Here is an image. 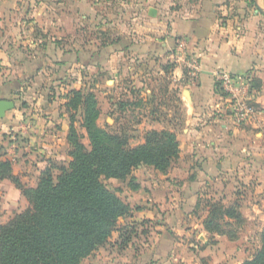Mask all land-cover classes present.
I'll use <instances>...</instances> for the list:
<instances>
[{"label": "crops", "instance_id": "0c3cea01", "mask_svg": "<svg viewBox=\"0 0 264 264\" xmlns=\"http://www.w3.org/2000/svg\"><path fill=\"white\" fill-rule=\"evenodd\" d=\"M72 1L64 5L63 0L33 4L0 0V99L14 102L13 109L0 117V155L9 159L12 175L35 187L43 169L53 164L58 170L66 164L69 91H90L98 101L97 91L111 82L108 92L119 89L127 98L136 97L138 105L142 102L141 119L165 124L151 129L174 132L172 102L179 100L183 111L181 134H175L179 164L175 169L173 162L165 172L159 171L171 176L161 184L165 195L155 196L154 184L149 194L141 184L146 197L131 212L137 220H155L156 230L147 250L126 259V264L191 263L179 253L186 246L176 237L186 234L183 224L186 217L192 218L187 208L202 196L196 192L202 185L204 201L241 202L244 220L260 232L264 226V0H124L126 5H108L111 0H101L104 5H98L100 0L83 2L87 5ZM220 72L238 77L233 93L217 90ZM101 93L105 106L116 105L109 93ZM129 100L123 113L136 104ZM239 103L251 108L242 122L234 112ZM185 166L197 176L174 180L172 176ZM25 200L13 180H1L0 212L5 211L6 218L0 224L20 211ZM207 214L208 210L204 217ZM194 228L209 233L203 221Z\"/></svg>", "mask_w": 264, "mask_h": 264}, {"label": "trees", "instance_id": "16d2710c", "mask_svg": "<svg viewBox=\"0 0 264 264\" xmlns=\"http://www.w3.org/2000/svg\"><path fill=\"white\" fill-rule=\"evenodd\" d=\"M217 86V84H216ZM218 90V89H217ZM65 103L70 112L67 141L69 161L41 171L35 187H24L12 175L9 159L0 155V181L11 179L28 201V207L0 224V264H80L111 237L119 218L131 215L132 208L101 178L128 179L136 190L132 171L146 165L165 172L178 158L180 148L174 132L150 129L143 141L131 146L120 134L100 128L96 119L99 108L94 94L82 89L70 91ZM82 110V124L90 148L74 126V111ZM203 226L211 234L237 238L238 231L223 229L242 225L244 218L239 204L213 201ZM234 221V223H233ZM261 246L256 253L240 264H264V227L260 232ZM129 239L121 242L126 245Z\"/></svg>", "mask_w": 264, "mask_h": 264}, {"label": "rangeland", "instance_id": "374dc122", "mask_svg": "<svg viewBox=\"0 0 264 264\" xmlns=\"http://www.w3.org/2000/svg\"><path fill=\"white\" fill-rule=\"evenodd\" d=\"M35 1L39 2V0ZM57 1L59 2L60 0ZM33 2L34 0H30L31 4H33ZM63 2L64 5H72L73 3L72 0H63ZM80 2H82L81 5H87L83 4V2L89 3V0H80ZM21 3L22 2L20 1L19 5H21ZM98 5H104V3L100 0V3ZM108 5L126 4L124 3V0H111ZM115 27L117 29H120L117 24ZM65 82L67 83V81ZM110 85L111 82H108L107 88ZM107 88H102L101 91H97L96 93L100 104L99 107L101 108V111L96 119V123L100 128L110 133L120 134L129 142L131 146H133L138 142H142V135H144L145 132L150 130L151 128L160 129L162 127H165V124L150 122L148 120H144V118L141 119L139 117L143 105L141 101L138 105L136 97L132 98L133 103H136L137 105H131L130 108L125 113H123V110L128 107L126 104H129V102L126 103L125 101H130L129 99L132 98H127V96L124 94L125 92L119 89L116 91L108 92ZM102 90H104L107 94L109 93L108 95L112 96V98L114 99V102L112 104H116L115 106L104 105V100L101 99L102 94L104 95V93H101ZM131 94L133 95V93ZM68 96L71 97L70 91ZM121 103L123 104L121 105ZM171 106V114L174 118V121L171 124L174 127V133L181 134V128L183 126V111H181L182 105L180 101L177 100L172 102ZM143 110L145 109L143 108ZM161 112L163 113V110H161ZM73 113L75 116L74 126L78 133L82 136V142L84 143L86 148L89 149L90 144L87 131L82 124L83 112L82 110L78 109ZM138 119H141V121H143L140 123V121H137ZM183 156L185 155L183 154ZM178 164L179 161L176 160L172 166L176 169ZM52 165L53 164H51V166ZM52 174L55 178L60 174V171L53 168ZM132 174L135 176L136 182H139L140 184L139 189H131L128 185V179L102 177L101 180L108 189L115 192L124 202L128 203L129 206H131V204L133 203V206H131L132 211L137 210V208H139L137 205H139V203L143 201V199H145L143 197H146V195L141 193L140 191L141 184L145 186V189L149 192V194H151L152 191V189H150L149 187L154 184L157 187L155 196L163 197L165 195L161 184L165 182L166 179H170L171 176H167L166 173L165 176L159 171H156L147 166L135 168L132 171ZM197 174V171H194L191 168L186 169L185 166L184 170L178 172L175 176L172 177H174V180H192L197 176ZM149 182L150 184H147ZM24 187L27 188L29 186L24 185ZM171 192L172 191H170V193ZM196 192L201 193L200 195L202 196L198 198L195 206H193V204H189L187 208L189 210L191 209L192 218L186 217L187 221L183 224L185 227H187L185 229L186 234H180L176 237L178 242H181L186 246L185 251L181 252L179 250V253H184L187 255L185 257L188 259H186L187 263L191 261L190 264H194L193 261H195L196 264H238L252 257L261 246L260 232L262 231L264 226L259 232L257 228L250 223V221L244 220L240 228H238V226H235V223L233 221L234 224H232L231 227L224 226L223 229H233L235 231H238L237 238L235 239H229L225 235H213L211 233H206L202 228H194V224H200L201 221H204V216L209 207L207 203H210L208 200L204 201V185L199 187ZM24 204L25 205L23 208L22 205L20 206V211L28 207V201L25 200ZM153 204L156 205V203ZM238 204L240 207L241 202H238ZM152 207L153 206H151V208ZM0 209H2L1 203ZM3 213H5V211ZM3 213L0 212V222L5 220L6 218V215L2 216ZM14 214L9 217V220L14 216ZM137 219L138 218H136L135 213L131 214L128 217L119 218L115 224V229L108 242L99 246L91 255L84 258L80 264H126V259H129L130 257H138L142 252H145L147 250L146 246L150 242V238L153 235L151 232L156 230L157 223L155 220ZM192 222L194 224H192ZM199 232H202L201 238H197V235L200 234ZM125 239H129L127 244L125 246L121 245V242ZM184 263L185 262H180V264Z\"/></svg>", "mask_w": 264, "mask_h": 264}, {"label": "built area", "instance_id": "2783aa9c", "mask_svg": "<svg viewBox=\"0 0 264 264\" xmlns=\"http://www.w3.org/2000/svg\"><path fill=\"white\" fill-rule=\"evenodd\" d=\"M238 77H234L226 72H220L216 76V88L223 93H233L234 84ZM235 117L238 122L245 121L251 112V108L246 103H239L234 106Z\"/></svg>", "mask_w": 264, "mask_h": 264}, {"label": "water", "instance_id": "95a60500", "mask_svg": "<svg viewBox=\"0 0 264 264\" xmlns=\"http://www.w3.org/2000/svg\"><path fill=\"white\" fill-rule=\"evenodd\" d=\"M14 107V102L8 99H0V117L4 115V112L11 110Z\"/></svg>", "mask_w": 264, "mask_h": 264}]
</instances>
